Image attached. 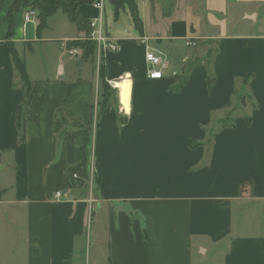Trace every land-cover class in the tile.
Wrapping results in <instances>:
<instances>
[{"label": "crops", "instance_id": "0c3cea01", "mask_svg": "<svg viewBox=\"0 0 264 264\" xmlns=\"http://www.w3.org/2000/svg\"><path fill=\"white\" fill-rule=\"evenodd\" d=\"M136 3L142 33L108 30L119 50L103 57L101 115V62L68 54L74 24L51 78L24 60L25 95L8 42L20 56L17 44L56 40L48 21L25 27L26 12L8 37L0 17V172L14 175L0 190V264H264V33L247 27L264 0ZM148 50L167 56L166 77L148 78Z\"/></svg>", "mask_w": 264, "mask_h": 264}, {"label": "rangeland", "instance_id": "374dc122", "mask_svg": "<svg viewBox=\"0 0 264 264\" xmlns=\"http://www.w3.org/2000/svg\"><path fill=\"white\" fill-rule=\"evenodd\" d=\"M138 2L140 3L141 0H138ZM8 6L9 4L6 5V8ZM80 8H81L80 12L86 15L89 19H93L94 17H99L100 15V11L94 9L90 4H84ZM29 10H35V9L32 7L29 8L22 7L19 10H16L10 14V8H8L7 11L2 10L0 12V17L6 15L5 20L8 22V24L11 27V29L9 28L7 32L8 37L11 36L13 32H16L18 35L22 36V31L19 34V32L14 28H16L18 24L19 18L23 16L22 14H25V12L27 13ZM9 15H12V17L10 18ZM104 15H105L106 24L108 25V30H110L113 36L116 34H121V36L123 34H127L128 30L132 29V26L134 25L130 11L127 7L121 10L119 20H115L114 7L112 6L111 3L107 2ZM247 21H248L247 27H250L251 25V27L252 26L255 27L256 30L258 29V32L261 33L262 31L264 33V8L259 9L258 17H254V18L248 17ZM27 32H28L27 37L29 39L34 36L31 25L28 26ZM43 35L45 36V38H50L56 41L50 43L41 42L37 44L34 48L33 46L30 47L24 43L17 44L18 45L17 47L20 52L21 58L25 61L28 60V64L32 71H33V67L35 66L34 64L36 62V58L39 57L41 65L45 68V75L51 78V75H53L54 69H56L57 64L64 61V58L61 59V61L59 59V55L61 54L64 47L63 48L61 47L58 40L64 38H76L78 36V32L75 29V26H73V24L69 22L66 15L62 11H58L56 14H54L49 18L47 28L44 30ZM131 36H135V35L131 34ZM27 37L26 39H28ZM213 51L215 50L212 49V52ZM117 87H119V84ZM2 165L3 164L0 165V171ZM88 165L90 169V156H89ZM11 172H12L11 169H6L3 172H0V178L1 176L7 178L6 181L0 179V190L2 188H6V186L10 187L11 185H13L12 178L14 175L12 174L11 176ZM3 196L5 195H3L0 192L1 199ZM90 230H91V225H90ZM89 244H90V236H89Z\"/></svg>", "mask_w": 264, "mask_h": 264}, {"label": "trees", "instance_id": "16d2710c", "mask_svg": "<svg viewBox=\"0 0 264 264\" xmlns=\"http://www.w3.org/2000/svg\"><path fill=\"white\" fill-rule=\"evenodd\" d=\"M10 0H0V12L4 8L6 2ZM13 4L10 8V14L16 10H19L22 7H32L38 12L39 25L38 30H43L46 25L48 18L54 15L59 10H62L68 17L69 21L74 24L79 32H86L90 28V19L85 17L80 11L79 8L84 4H91V0H12ZM112 6L114 7V15L115 20L119 19L121 10L126 7L129 9L133 24L136 30L142 33V20L139 16L138 6L136 0H112ZM10 18L12 15H9ZM8 46L10 49V53L16 68V71L20 77L23 90L25 95L28 94L30 90V79L28 73L26 71L25 61L19 56L15 45L12 42H8ZM79 48L83 51L82 58L85 60H90L94 62L97 58V45L96 43L90 40H76L72 41L68 45V49ZM99 78L101 83L102 90V98L99 103V115L104 110L106 105L108 104L109 99L112 96V89L108 83L106 70L104 65V59L100 63L99 68ZM213 82V79H209V86ZM116 92L118 88L115 89ZM24 102L19 107L18 115H17V126H18V141L19 143H23L25 141V121H24ZM192 147H196L193 141L190 142Z\"/></svg>", "mask_w": 264, "mask_h": 264}, {"label": "built area", "instance_id": "2783aa9c", "mask_svg": "<svg viewBox=\"0 0 264 264\" xmlns=\"http://www.w3.org/2000/svg\"><path fill=\"white\" fill-rule=\"evenodd\" d=\"M112 0H91V6L100 11L99 17L90 19V28L86 32H82L81 40H90L97 45V57L99 62L102 61L104 55L108 52H116L119 50L118 44L110 36L108 31V25L105 20V9L106 3H111ZM38 18V12L36 10H29L24 17V26L33 23ZM39 19V18H38ZM142 44L147 43V39L144 37L140 38ZM196 44L191 40H188V47H194ZM68 54L71 56H78L82 53L81 49H69ZM147 75L151 80H160L166 77V70L168 69L167 56L161 52H154L148 50L145 55ZM100 66V65H99ZM62 196L61 191L54 193V199H60Z\"/></svg>", "mask_w": 264, "mask_h": 264}, {"label": "bare ground", "instance_id": "6f19581e", "mask_svg": "<svg viewBox=\"0 0 264 264\" xmlns=\"http://www.w3.org/2000/svg\"><path fill=\"white\" fill-rule=\"evenodd\" d=\"M132 96V82L129 77H126L119 83L118 99L124 112L130 113Z\"/></svg>", "mask_w": 264, "mask_h": 264}, {"label": "water", "instance_id": "95a60500", "mask_svg": "<svg viewBox=\"0 0 264 264\" xmlns=\"http://www.w3.org/2000/svg\"><path fill=\"white\" fill-rule=\"evenodd\" d=\"M84 62V60H80L79 63H78V66H80V64Z\"/></svg>", "mask_w": 264, "mask_h": 264}]
</instances>
